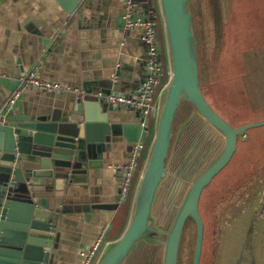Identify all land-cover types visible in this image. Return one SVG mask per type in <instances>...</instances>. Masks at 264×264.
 <instances>
[{
    "label": "water",
    "instance_id": "95a60500",
    "mask_svg": "<svg viewBox=\"0 0 264 264\" xmlns=\"http://www.w3.org/2000/svg\"><path fill=\"white\" fill-rule=\"evenodd\" d=\"M133 1L145 3L143 8L150 2ZM158 1L170 79L159 98L154 136L127 225L116 240L106 245L96 264H125L141 242L153 246L160 243L163 246L161 264H178L182 234L189 220L195 226L191 264H199L204 234L199 212L202 193L230 162L238 137L248 129L264 126V120H260L233 127L212 108L201 90L198 65L201 40L195 33L190 0ZM217 1L212 0V4L215 2L213 9L219 14ZM56 2L71 16L80 15L84 9L81 0ZM215 13L214 22L218 28L219 17L217 19ZM81 87L83 92H71L72 98L40 99L44 108L37 102L28 109H17L15 103H5L0 109V264H50L64 197V191L58 188L67 183L85 182L91 157L105 148V144L125 141L130 145L145 143L147 139L149 132L141 127L138 117L131 121L112 120L109 108L113 106L92 95L100 89L88 83ZM183 102L192 105L191 118L198 117L222 136L223 147L218 157L189 185L169 227L163 232L165 228L152 223L158 190L168 176L179 175L177 186L167 197L169 211L188 169L170 176L167 166L169 150L173 144L172 150L176 148V141L172 140L173 126ZM114 108L120 110V107ZM165 217L168 218L166 212ZM249 251L253 264L251 246Z\"/></svg>",
    "mask_w": 264,
    "mask_h": 264
},
{
    "label": "crops",
    "instance_id": "0c3cea01",
    "mask_svg": "<svg viewBox=\"0 0 264 264\" xmlns=\"http://www.w3.org/2000/svg\"><path fill=\"white\" fill-rule=\"evenodd\" d=\"M122 4L123 0H81L82 13L71 16L56 0H0V109L19 89V77L34 67L40 79L62 86L88 83L100 91L131 92L144 74L146 48L139 28L121 33ZM66 97L73 95L22 91L14 103L17 109H28L40 99ZM113 108H109L112 120L137 118L126 108ZM154 120L149 129L153 136ZM128 147L125 141L105 144L91 157L85 182L58 188L64 191V197L50 264H81V253L90 248L101 228L108 224L96 264L106 245L120 236H111V222L120 207V179L108 166L121 163Z\"/></svg>",
    "mask_w": 264,
    "mask_h": 264
},
{
    "label": "trees",
    "instance_id": "16d2710c",
    "mask_svg": "<svg viewBox=\"0 0 264 264\" xmlns=\"http://www.w3.org/2000/svg\"><path fill=\"white\" fill-rule=\"evenodd\" d=\"M150 2L151 6L157 9L158 1L150 0ZM219 23L220 26L218 28L214 23L215 45L211 47L210 54L206 46L204 47V44L200 43L204 47V50L202 47L200 49L201 55L204 51V56H199L201 75L204 59L206 63L209 64V60H212L213 64L210 65L213 68V72H215V64L222 63V67L220 68L221 77H218V79L223 82L226 79L232 80V78H235L238 84L241 82L245 96L250 101L251 107H264V0H230L226 22L223 25H221V21H219ZM158 34L159 42L163 45L164 37L162 26L159 27ZM215 49L218 50L215 51ZM214 77L216 78V72ZM212 80H214V83L212 81L213 84L208 83L209 80L205 81L204 78L200 79L201 90L211 104H213L214 97L219 98L221 95L226 94L224 86L222 85L220 88L217 86L219 85L216 83L217 81L214 78ZM184 105H188L190 110V114L187 117L188 119H185L188 127L185 132L189 134V139L185 147L187 148L188 146L190 148L193 144V139L197 137L195 132L199 131V126L201 125H196L199 119L198 117L194 116L191 118L193 112L192 105L183 102L180 108H183ZM151 123L152 121L150 124ZM246 135H248V131ZM191 136H193V138H191ZM152 138L153 134L151 135V132H149L144 143L145 148L143 155L139 160L137 172L133 180L131 195L127 201L118 208L111 222V236L118 237L121 235L124 231L123 228L127 225L132 208V193L136 191L142 171L141 168L146 159ZM242 140L243 141L239 144V153L240 149L244 147L247 151H251L247 168L240 175H246L245 180L248 182L237 193H235V190L233 192H227L225 190L224 193L220 195L221 201L219 205H212V220L215 225L214 233L217 232L216 237L218 239L216 257L211 256L212 264H235V258L241 250L244 239L249 233L248 227L252 222H254V227L250 237L253 264H264V213L256 218L255 221L253 220L255 217V208L260 199L264 196V147L262 143L256 142L253 138H249V143L251 145L246 147V139ZM178 143V147L176 146L175 150H172L167 160L169 174L171 173L173 176L181 174L184 171V165L188 161L186 152L184 154L179 151L180 141H178ZM190 152L191 151H187V154L189 153L190 155ZM191 167L185 170L184 177L190 174ZM181 169L182 171L177 173L178 170ZM240 176L234 177L233 181ZM235 185L236 182H233L232 186ZM205 205L206 202L204 206ZM202 206L203 202H201V211H203ZM213 239H215V237ZM183 240L181 242V248ZM142 244L149 245V248H152L149 254L148 264L152 262V259L154 260L153 264L156 263L157 260H155L154 257L156 256V249L160 245L153 246L146 242H141L129 255L125 264L129 263V259L136 253Z\"/></svg>",
    "mask_w": 264,
    "mask_h": 264
},
{
    "label": "built area",
    "instance_id": "2783aa9c",
    "mask_svg": "<svg viewBox=\"0 0 264 264\" xmlns=\"http://www.w3.org/2000/svg\"><path fill=\"white\" fill-rule=\"evenodd\" d=\"M140 3L143 2L125 1L119 27L123 35L132 29L139 28L141 30L140 39L146 48V57L143 62L145 71L142 78L131 92L119 93L111 90L108 92L98 91L92 95L110 106L122 107L134 112L140 119L141 127L149 132L151 119H155L157 115L161 92L170 79V68L159 1L157 9L151 6V2H147L146 8L142 7L145 3L142 5ZM160 26H162L164 37L163 45L159 42ZM18 81L19 89L8 98L7 105H13L20 92L32 88L47 93L73 92L80 94L83 92L81 86H62L58 82L40 79L36 67L19 77ZM144 148V143H132L121 163L108 166L112 172L118 174L120 179L117 199V204L120 206L131 195L133 180ZM108 231L109 225L105 224L90 248L81 253L83 258L81 264H94L96 254L105 243Z\"/></svg>",
    "mask_w": 264,
    "mask_h": 264
},
{
    "label": "rangeland",
    "instance_id": "374dc122",
    "mask_svg": "<svg viewBox=\"0 0 264 264\" xmlns=\"http://www.w3.org/2000/svg\"><path fill=\"white\" fill-rule=\"evenodd\" d=\"M229 3L230 0H218L217 5H218V10L219 14L215 13L213 6L215 2L212 4V0H190V7H191V12L193 13V20H194V28H195V33L201 40V44H204V47L206 46V49L208 50L209 54L211 52V47L215 45V35H214V20H215V14H217V19L219 17V21H221V25H223L226 22L227 15H228V8H229ZM215 7V6H214ZM217 7V6H216ZM199 45L198 47V65H199V70H200V62H199V56L201 55L200 49L201 47L204 50L203 45ZM216 47V46H215ZM218 49H215V51ZM215 54V53H213ZM202 55L204 56V51L202 52ZM201 55V56H202ZM210 64L212 63V60H209ZM209 63H206V60H203V68H202V75H201V70H200V79L204 78L205 81L212 80L214 78V72L213 68ZM216 72V70H215ZM214 81V80H212ZM225 82V83H224ZM223 83L224 89H227L232 86H234L235 83L231 82V79L228 80L226 79ZM209 83V82H208ZM201 85V84H200ZM235 89L230 90L228 95H221V97L217 98L214 97L213 101L215 104L221 106L222 104H226L228 107V102L230 101V96L234 93ZM219 106L217 108H219ZM224 115H227L225 110L221 108ZM179 114V113H178ZM200 123L202 121L198 119ZM155 122V120H154ZM154 130V127H153ZM154 132V131H153ZM196 139L198 138V141L201 142L200 145L197 147V149L193 150L190 152V155L188 154V160L189 163L193 162V166L191 167L190 174L183 179V183L181 184V188L178 191L177 197L175 200L172 202V208L168 209L169 202H167V197L171 191V189H175L179 182V175H176L172 179H169L170 181H165L163 182L164 184L159 188L158 190V195L156 199V204H155V209L153 211V217H152V223H155L156 226H161L165 228L163 232H166L167 228L170 225V222L172 221L174 215L176 214L179 206L181 205V202L183 200V197L188 190L189 185L194 181V179L211 163L213 162L218 155L220 154L222 147H223V140L221 135L217 132L211 129L208 126L202 125L201 128L199 129V132H195ZM177 135V132L175 133V130L173 131V143L175 140V137ZM184 140L181 141V145L179 146V151L184 153L185 150V142ZM199 144V143H198ZM197 146V145H196ZM197 152L199 154L197 155ZM244 157H239L235 160V163L230 164L229 169L224 173L221 174L218 177V180L212 184L211 188L207 190L206 196H211L207 204L204 206L206 211L207 210H213L212 205H216L220 203L221 198L218 197L215 198L214 195H217V192L225 189L227 192L234 191L235 193L239 192L241 188L248 182L246 179V176L242 177V179L237 180L236 185L232 186V177L236 175H240L245 168L240 167L236 168L237 163L240 165H245V160ZM178 164V162H177ZM188 165V164H187ZM233 165V166H232ZM186 166V164L184 165ZM235 167L236 172L232 169ZM184 168V167H183ZM182 168V169H183ZM181 170H178L177 173H179ZM230 172V173H229ZM134 192L132 193V197H134ZM249 192V189H248ZM216 199L217 201H210V199ZM167 203V205H166ZM213 205V206H214ZM219 211V210H218ZM165 212L166 216L165 217ZM209 218V216H207ZM170 218V219H169ZM209 220V219H208ZM209 224L212 225V222L209 221ZM153 226V225H152ZM214 226V225H213ZM215 227V226H214ZM208 236L210 237L211 234V229L210 226L208 227ZM162 231V230H161ZM183 237V235H182ZM213 237V236H212ZM150 238L157 239L156 236L150 235ZM214 238V237H213ZM194 239H195V226L191 220L188 221L187 225L185 226V231H184V240L182 243V248L180 251V258L179 260L181 261L180 264L184 261V264H189L191 263L192 259V253H193V247H194ZM247 239V238H246ZM161 240H164L162 238ZM245 241V239H244ZM160 245V243L157 244V246ZM243 250L241 251V256L239 258L238 264H252V258L250 256V251H249V246L248 243L242 248ZM213 256L214 254H210ZM210 256V259H211ZM214 259V257H213ZM151 264V263H150ZM212 264L211 260L210 263Z\"/></svg>",
    "mask_w": 264,
    "mask_h": 264
},
{
    "label": "flooded vegetation",
    "instance_id": "af4514ba",
    "mask_svg": "<svg viewBox=\"0 0 264 264\" xmlns=\"http://www.w3.org/2000/svg\"><path fill=\"white\" fill-rule=\"evenodd\" d=\"M221 67H222V63H219L217 65L215 64L216 78L214 77V79L217 81L216 83L219 84L217 86L220 87V88L225 83L224 82L225 80L223 81L224 82L223 83V82H221V80L218 79V77H221V73H220V68ZM199 74H200V71H199ZM214 75H215V72H214ZM208 82L212 83V80H209ZM231 82H233L235 84H234V86L231 87V89H230V87L228 88L229 91H227V89H225V93H226L225 95H228L230 90H232V89H235V91H234L235 94H232L230 96V101L228 102V107H227V105L225 103L222 104L221 106H219V105L215 104L214 101H213V104H211V102H209L207 100L209 102V104L212 106V108L223 119H225L229 124H231L233 127L243 126L245 124H249V123H252V122L264 120V107L252 108L251 104H250V101L245 96V92H244V89L242 88L241 82H240V84H238L237 80L235 78H232ZM213 83H214V81H213ZM218 106H219V108H217ZM221 108H223L225 110V112L227 113L228 117L226 115H224V113H223ZM178 113L179 114L176 117L175 123H174V126H173V131L175 130V133L177 132V134H178L175 137V141H176L175 144H176L177 147H178V144H179L178 141H180V145H181V141L182 140H184L183 142H185V144H186V142H188L187 140L189 139V134H186V132H185L186 129L188 128L186 120L188 119L187 117L190 114V110H189L188 105H184L183 108H180ZM196 125L197 126H199V125L208 126L203 121H202L201 124L197 121ZM181 126H183L182 130H181ZM201 126H199V127L201 128ZM247 131H248V135H246ZM191 138H193V136H191ZM249 138H253L256 142L262 143L263 147H264V126L248 129V130H246L243 134H241L238 137L237 147H236V150H235L230 162L213 178L211 183L204 189V191L202 193V196L200 198V201H199V212H200V215H201V218H202V221H203V225H204V234H203L202 253H201V258H200L199 264H209L210 260H211L210 257H209V256H211L210 254H212V252H213V254H214L213 256H215L216 252H217V248H218V239L216 237L217 232L214 233V231H215V227L214 226L215 225L213 224V220H212V208H211V210H207L206 211V209L204 207L205 202L207 204L208 199L211 197L209 195L206 196L207 190L209 188H211L212 184L215 183L218 180V177L221 174H224L229 169V166H230V164H232V162H233V164L235 163V160L237 158L245 156V158H244L245 165H240L239 163H237L236 168L237 169L240 168V167H243L245 169L247 168V163H248V161L250 159L249 156H250V152L251 151H247L246 148L244 147V148L240 149V153H239V144L243 141L242 139H246V144L245 145H246V147H248L249 145H251L249 143ZM192 142H193V144H192V146L190 148L188 146H187V148L185 147L184 154L186 152V156L189 154V153L187 154V151H193V150L197 149V147L201 143V142L198 141V138H197V141L194 138ZM173 145H172V147H173ZM188 145H189V143H188ZM170 153H172V149L169 150V154ZM198 154H199V152H197V155ZM193 164H194L193 162L189 163V160H188L187 163H186V166L184 167V170L186 168H189V167L193 166ZM232 169L234 170V172H236L235 167H233ZM169 175L172 176L171 173ZM240 175H236L234 177H238ZM244 176H246V175L240 176L239 178L235 179L234 181H233L234 177H232V179L230 181H232V183L233 182H237V180L242 179V177H244ZM170 179H172V178H170ZM167 180L170 181L169 180V176L165 179V181H167ZM224 191H225V189H222V190L218 191L217 195H214V197L218 199V196L220 197V195H222V193H224ZM210 201H216V199L213 198V199H210ZM201 202H203V206H202L203 207V211H201ZM263 213H264V196H263L262 199H260L258 205L255 208V217H254L253 220L255 221L256 218H258ZM207 216H209V218ZM209 221L212 222V225L208 223ZM209 226H210L211 234H212L210 237L207 235L208 234V230H209L208 229ZM253 227H254V222H252L251 225H249V227H248V230H249L248 232L249 233L245 237V241L243 242V247L246 245V243H248V246H249V249H250V246H251V237L250 236H251V232L253 230ZM184 231H185V228H184ZM212 236L215 237V239H213ZM182 240H183V237L181 239V242H182ZM180 248H181V243H180ZM162 249H163V246H159L156 249V256L154 258L157 261H156L155 264H161L162 263ZM151 250H152V248L151 247L149 248V245L142 244L138 248L136 253L129 259L130 261L127 264H148L149 254L151 253ZM179 258H180V249H179L178 264L181 263ZM153 261L154 260L152 259L151 264H153ZM191 262H192V259H191ZM182 264H184V261L182 262ZM187 264H189V262H187ZM237 264H238V261H237Z\"/></svg>",
    "mask_w": 264,
    "mask_h": 264
}]
</instances>
